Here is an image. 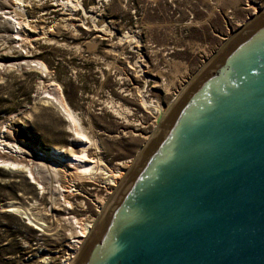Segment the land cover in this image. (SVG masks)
<instances>
[{
    "label": "rangeland",
    "instance_id": "rangeland-1",
    "mask_svg": "<svg viewBox=\"0 0 264 264\" xmlns=\"http://www.w3.org/2000/svg\"><path fill=\"white\" fill-rule=\"evenodd\" d=\"M22 4L18 13L12 6L3 9L27 25L17 39L12 30L10 41L0 24V110L9 109L0 115V139L25 151L16 158L1 151L0 156L26 166L0 165V213L17 217L0 218V264H62L76 249V229L68 218L96 220L117 186L98 178H70L60 167L50 176L36 163L34 154L53 149L79 155L67 120L43 98L36 101L38 92L58 87L90 138L86 153L99 159L104 172L129 169L157 130V115L165 112L164 120L222 45L264 11V0ZM15 63L25 65L17 69ZM43 159L50 158L44 154ZM28 169L40 188L30 184ZM54 187L69 193L61 195ZM13 191L16 196L10 197ZM7 203L26 212L31 223L7 212Z\"/></svg>",
    "mask_w": 264,
    "mask_h": 264
},
{
    "label": "water",
    "instance_id": "water-1",
    "mask_svg": "<svg viewBox=\"0 0 264 264\" xmlns=\"http://www.w3.org/2000/svg\"><path fill=\"white\" fill-rule=\"evenodd\" d=\"M173 104L72 264H264V11Z\"/></svg>",
    "mask_w": 264,
    "mask_h": 264
},
{
    "label": "bare ground",
    "instance_id": "bare-ground-1",
    "mask_svg": "<svg viewBox=\"0 0 264 264\" xmlns=\"http://www.w3.org/2000/svg\"><path fill=\"white\" fill-rule=\"evenodd\" d=\"M77 3L78 2H76L75 6H77ZM6 6H12L11 9L17 11V13L19 11L21 12L23 10L22 0H0V20L2 21V23H0V24L5 25V28L7 26L10 27L11 31L13 30L12 31L13 32L12 33L13 38L16 37V39H17L19 31H21V29H27V25L18 21L17 20L18 18L16 19V17L14 18L13 16H11L9 11L3 10L4 8H6ZM20 7H22V9ZM15 64H17V63H15ZM18 65H21V64H18ZM39 67H40L39 69L41 70L40 72H42V73L45 72L44 71L45 68L43 65H39ZM51 88H53V87H51ZM53 89L55 92H48V91L44 90L42 92H38L39 93L38 95L40 96V98L44 99V100L42 99L43 101H45V102L51 104L53 107H55L58 110V112L67 120L68 125H69V129H71V131L73 132V135H74L72 140H70V141L73 144L77 145V148L79 150V155H74L72 153L67 155V154H64V152L62 153L61 150L53 149V151H51V153H38L37 152V154H34L33 156L36 157V163L41 165L43 167V169H46L50 173V176H53V174H55V172H57L58 168L60 167L61 169H63L65 171V174L67 176H69L70 178H77V179L86 178L89 180L90 179L95 180L98 178L100 180L105 181V183L112 185L113 187L117 186V188H115V192L113 193V195L109 199V200H111L112 197L114 196V194L116 193V191L118 190V188L120 187V185L122 184V182L124 181V179L126 178V176L128 175V173L130 172L131 168L127 169L128 165L127 166L125 165V166H123L124 167L123 170H121V171L116 170L113 172H111V171L104 172V170L101 169L102 163L99 161V159L94 158V156H89L86 153V149L88 148V146L91 142L90 138H88L87 135L80 129L79 124L77 123V121L73 117L74 115L72 114L71 110L67 107V105L65 104L61 94L59 93L58 87H56V88L54 87ZM173 105L174 104L172 103L170 108ZM164 114H165V112H162V113H159V115H157V117H158L157 121H158L159 117H160V121H161L160 123L157 122L158 127L163 122V120H161V118H162V115H164ZM3 131H4V129L1 131V133ZM0 149H1L0 150L1 153H5V154L7 153L10 156L12 154H14L15 158L18 157V155H21V154H23V152H25L22 148H20L16 144L8 143L2 139H0ZM44 154H47V157L50 159L47 161L45 159H43ZM4 156H5L4 159L0 156V165L10 167V168H16V167L18 168L19 166H21V163L19 164V162H17L18 159L14 158L12 160L9 157L6 158L7 155H4ZM11 158H13V157H11ZM121 164L122 163H120V165ZM22 166H25V165H22ZM29 169L26 170L27 175L30 177V179L32 181L36 182L34 174ZM38 182H40V181H38ZM38 182H36V184L40 188L41 186L39 185ZM54 189H55V191L58 190V192L61 193V195H62V193L63 194L69 193V190H67V189H62L59 187L58 188L54 187ZM105 209H106V207H104L101 210V214L97 217L96 220H92V221L87 222V223H83V222L76 220L74 218H68L69 223L72 225V227L74 229H76L75 230L76 235H75V241H74V243L76 245V249L73 251L74 254L76 253V251L78 253L80 247L87 241V239L89 238L90 234L92 233L93 229L95 228V225L97 224L98 220L102 216ZM7 210L17 211L19 209L17 207L10 206L7 208ZM21 214H23V216L26 217L27 223H31L30 218L26 215V212L21 211ZM36 227L39 228L38 225ZM73 253H72V255L70 254L65 260H63L62 264H72L73 259L75 258L74 256L77 255V254L74 255Z\"/></svg>",
    "mask_w": 264,
    "mask_h": 264
},
{
    "label": "trees",
    "instance_id": "trees-1",
    "mask_svg": "<svg viewBox=\"0 0 264 264\" xmlns=\"http://www.w3.org/2000/svg\"><path fill=\"white\" fill-rule=\"evenodd\" d=\"M5 112H9V109L8 110H0V115L1 114H3V113H5ZM16 195H15V191H13L12 193H11V195H10V197H15ZM5 217H9V218H11V219H13L14 221H17V217L16 216H12V215H6V214H1L0 213V218H5ZM3 229H5V227H3V226H1ZM14 235V234H13ZM12 237V236H11ZM13 238V237H12ZM15 238H16V236H15ZM14 240V239H13Z\"/></svg>",
    "mask_w": 264,
    "mask_h": 264
}]
</instances>
